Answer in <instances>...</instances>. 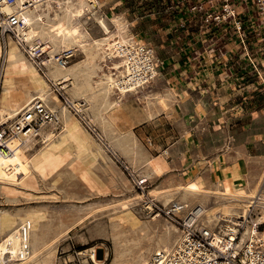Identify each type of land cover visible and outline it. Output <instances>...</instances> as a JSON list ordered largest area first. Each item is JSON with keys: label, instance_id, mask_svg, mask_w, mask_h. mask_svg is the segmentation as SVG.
I'll return each instance as SVG.
<instances>
[{"label": "rangeland", "instance_id": "1", "mask_svg": "<svg viewBox=\"0 0 264 264\" xmlns=\"http://www.w3.org/2000/svg\"><path fill=\"white\" fill-rule=\"evenodd\" d=\"M111 1V4L91 11L84 18V28L90 38L99 40L108 36L99 27L97 18H102L112 32L111 18L120 17L126 21L130 36L140 35L141 29H147V26L159 25L153 33L163 32L166 35L164 39L161 36L148 39L144 34L139 37L143 40L139 44L152 49L157 75L138 85L135 92L119 96L115 89L106 92L104 87L107 76H117L115 64L119 59L109 57L103 51L104 47L90 48L87 52L78 49L73 52L68 65L79 66L81 73L78 80L90 85L89 94L96 95L99 101L105 96L111 104L108 110L112 113L111 136L126 139L133 134L153 156L170 149L167 152L170 167L153 182L152 187L162 181L173 182L184 177L188 171L190 175L195 173L191 159L186 160L183 156L184 152L193 150L190 147L193 143L198 148L200 143L264 142V16L254 6L245 7L241 15L248 25L244 33L235 35L232 24L221 26L205 21L201 15L189 13L186 6L175 12L170 0ZM235 5L240 7L239 10L244 8L243 4ZM61 8L52 3L49 9L39 8L38 13L44 20L50 19L56 13L61 16ZM88 52L91 53L90 60H86ZM26 56L29 57V54L26 53ZM37 68L42 76L48 74L46 67ZM221 68L230 79L242 76L243 80H236L230 90L220 88L221 79L218 84L211 79L205 80L216 73L219 76ZM183 78L194 96L193 103H204L205 109L210 111L209 141L202 139L204 133L198 132L190 117H187V122H181L180 131L175 129L178 123L171 125L172 122H167L165 118L156 119L159 113L173 109L175 95L168 88L180 92ZM237 86H241L240 89ZM246 86L249 87L243 89ZM55 92L64 101V91L56 89ZM224 97L228 99L222 105L220 99ZM159 99L163 100L164 107L156 105ZM221 110L224 116L219 113ZM81 116L85 117L84 114ZM149 120L152 121L147 122ZM87 122L86 118L82 121L104 151L103 156L96 155L92 165V182L82 180L80 166L62 154L55 166L50 167V174L45 179H31L23 186H6L15 190L5 196L0 193V209L12 215L33 213L40 216L34 234L42 250L36 259L27 264H134L138 249L146 247L148 239L163 230L162 224H172L162 214L151 221L153 212L142 202L121 204L134 194L146 193L152 188L151 184L139 190L136 182L141 178L109 148L108 140L98 127L92 126L91 130ZM200 123L204 125V119ZM109 159L114 163V174L108 166ZM263 165V162L253 163L249 176L257 179ZM121 174L129 179L131 186L123 185ZM262 228V225L258 226V230ZM55 236L58 238L51 242ZM123 250L126 251L124 256L116 262L115 254ZM48 253H51L50 256Z\"/></svg>", "mask_w": 264, "mask_h": 264}, {"label": "bare ground", "instance_id": "2", "mask_svg": "<svg viewBox=\"0 0 264 264\" xmlns=\"http://www.w3.org/2000/svg\"><path fill=\"white\" fill-rule=\"evenodd\" d=\"M52 3L62 7L63 14L56 13L44 20L38 9H49ZM102 3L100 0H15L13 6L4 8L8 15H15L22 21L23 26L16 30L26 44L20 45L7 37L3 52L0 40V61L3 58L0 66V125L12 123L35 101L41 102L55 118L43 123L36 136H15L9 142L12 153L0 154L2 196L15 190L6 186H23L31 179L48 177L50 167L55 166L62 154L80 166L82 180L92 182V165L96 155L103 156L104 151L82 123L84 118L91 130L92 126L98 127L108 140L109 148L129 165L145 185L151 184L152 187L153 182L166 172L168 150L153 156L133 134L126 139L111 136L112 113H108L111 104L107 98L102 96L99 101L96 95L88 93L90 85L78 80L81 73L79 66L63 65L57 59L63 52L69 51L73 55L78 49L87 52L90 48L104 47L103 51L109 57H119L115 64L118 74L116 77L107 76L104 87L106 92L115 89L119 96L135 92L144 80L149 81L157 75L152 63L155 60L153 52L129 35L127 23L120 17L111 18L112 32L102 18H97L99 27L108 36L99 40L90 38L84 28V18L91 11L100 9ZM37 46L45 53L42 64L48 70L46 76L40 74L32 60ZM86 56L88 60L91 53ZM56 89L64 91V101L56 94ZM156 105L165 106L160 99ZM109 161L108 166L114 174V163L111 159ZM257 176V179L246 176V180L235 176L232 180L212 181L207 185L204 176L200 179L199 175L185 176L173 182L165 181L162 186H153L146 193L142 192L144 194H134L121 204L142 202L151 211L153 203L167 207L177 202L191 209L188 206L195 202L202 207L203 224L214 233L215 244L220 249L227 248L236 236H239L241 244L249 242L264 246V165ZM121 178L123 185L131 186L128 178L122 174ZM38 218L40 216L33 213L18 216L0 209V264H27L38 257L42 250L34 234ZM157 218L151 215V221ZM168 223L162 224L163 230L148 239L146 247L138 249L134 264H165L179 250L182 233ZM259 225L263 226L262 230H258ZM57 238L55 236L51 242ZM125 252L118 251L114 260L118 262Z\"/></svg>", "mask_w": 264, "mask_h": 264}, {"label": "built area", "instance_id": "3", "mask_svg": "<svg viewBox=\"0 0 264 264\" xmlns=\"http://www.w3.org/2000/svg\"><path fill=\"white\" fill-rule=\"evenodd\" d=\"M14 3L15 0H0V40L4 51L7 37L12 38L20 45L26 44V41L16 30L17 27L23 26L22 21L15 15H8L4 11L5 7L13 6ZM170 3L175 12L186 6L189 13L201 15L205 21H211L221 26L232 24L235 35L244 33V29L248 25L241 14L249 5L254 6L264 16V0H170ZM235 3L243 4L244 8L239 10L240 7H237ZM150 50L152 49L150 48ZM44 56L45 53L37 46L32 60L39 69L44 66L42 64ZM71 56V53L67 51L58 55L57 59L61 64L67 65L72 59ZM54 118V115L41 102L35 101L30 109L22 113L12 123L0 125V154L12 153L9 148L12 138L15 136H36L41 125L49 123ZM136 186L139 190L147 187L142 179L137 180ZM150 210L156 216L164 215L182 233L183 238L179 250L171 255L165 264H264V246L249 242L241 244L239 236L230 240L227 248L220 249L215 244L214 233L203 224V209L199 205L186 209L178 205L177 202H173L166 208H161L153 203Z\"/></svg>", "mask_w": 264, "mask_h": 264}, {"label": "crops", "instance_id": "4", "mask_svg": "<svg viewBox=\"0 0 264 264\" xmlns=\"http://www.w3.org/2000/svg\"><path fill=\"white\" fill-rule=\"evenodd\" d=\"M100 1L103 2L102 7L108 3L109 4L112 3L111 0H100ZM157 26H152L151 28L150 27L148 28L147 26V29L142 28L140 31V35L138 34L132 37H134L138 41V43H140L141 41V38L139 37L142 34H144V37H147L148 39L151 37H155V36H161V38L164 39V36L166 35L163 34V32L157 31L156 33L155 32L153 33V29L156 28ZM222 63L223 61L221 62V64ZM262 63L264 67V62ZM221 69H220L219 76H218V73H216L213 77L211 76L206 77L205 80L207 81L208 79H211L210 80L211 82L214 81L216 84H218L219 80L221 79L222 82H220L221 83L220 88L222 89V88L227 87L228 90L234 88L236 80H239V79L243 80L242 79L243 77L241 75H240L241 78L236 77V80L230 79L229 76L226 75L224 69L222 70ZM226 71H228V69ZM176 80H181V79H176ZM182 80L184 82L180 83V86H179L180 92L173 90V88L171 87L168 88L171 94L175 95L176 103L174 102L173 109L168 110L167 113H164V112L159 113L156 119L159 117L165 118L167 122H172L171 125H175L176 123H178L179 125H177V128L175 129L180 131V127L182 124L181 122H185V121L187 122L188 120L187 117H190L196 124L198 132L201 131L202 133H204V135L201 136L202 139L209 141L208 135L211 131H210V123L208 120V116H209L210 111L205 109L204 103L199 102V99H198V102H199L198 104L193 103L194 96L191 94V92H189L190 89L185 84L186 81L184 80V78ZM240 87L241 86H237V88L239 89ZM248 87L249 86L243 87V89H246ZM227 99L228 98L226 97H224L223 99H220L221 104L223 105L224 101ZM204 112H206V115L204 114ZM222 112L223 111L221 110L219 113L223 115ZM203 119H204L205 126L202 123H200L201 120ZM152 120H149L147 122H150ZM204 128L205 130H203ZM193 144L194 145L190 146L191 149L193 150H189V152L188 151L184 152L183 156L186 160H189V158L191 159L192 166L194 167L192 168L194 169L195 173L190 175L189 173L191 172L188 171L185 174V176L193 177L195 175L197 176L199 175L198 177L199 179L201 176H204L206 177V181H204L205 185H207V182L211 184L212 181L216 182L218 180L219 181L232 180L235 176L242 178V180H246V176L247 175L249 176L252 174V171H250V169H252L253 163L254 164L258 162L259 164L262 162L264 163V142L261 143V141H256L255 143H239V144L238 143H225V142L224 143H200L198 148L196 147V143H193ZM205 146L208 147V149ZM204 151L205 153L203 154ZM169 167L170 165L168 164L166 171H168ZM164 183L165 181H162L158 185L162 186ZM179 203H184L187 206L189 205L188 203H185V202H179ZM195 205H199V204L194 202L190 204L188 207L191 208Z\"/></svg>", "mask_w": 264, "mask_h": 264}]
</instances>
